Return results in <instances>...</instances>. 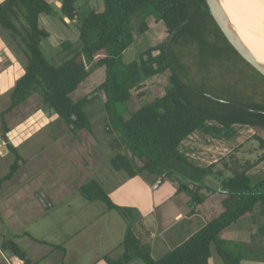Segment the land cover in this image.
Instances as JSON below:
<instances>
[{
    "label": "trees",
    "instance_id": "16d2710c",
    "mask_svg": "<svg viewBox=\"0 0 264 264\" xmlns=\"http://www.w3.org/2000/svg\"><path fill=\"white\" fill-rule=\"evenodd\" d=\"M102 1V10L79 5L78 0L0 3V27L9 32L11 39L19 31L17 23L24 24L26 33L23 40L26 62L0 118L1 140L13 156L8 173L0 179V190L26 163L17 148L8 143L6 114L36 95L41 105L60 119L71 135L77 136L82 131L91 133L92 123L85 107L90 96L101 94L108 129L114 137L110 144L113 152L110 169L128 179L144 175L167 179L175 183V194H184L189 199L192 211L203 203L209 207L199 230L155 260L151 246L142 242L130 225L138 210L114 203L99 181L84 182L79 185L78 194L87 202H99L106 210L116 212L127 225L118 246L120 253L114 258L105 255L102 261L209 264L211 249L223 264H242L247 256L262 260L249 247L220 240L219 236L245 218L254 226L256 214L264 220V179L252 184L248 177V172L264 161V139L255 133L248 140L257 142L261 152L255 161L238 157L243 147L240 145L203 168L189 162L178 149L208 122L223 131L233 126L249 127L256 132L264 130V73L228 37L213 15L211 0ZM223 8L230 18L229 10ZM257 11L264 25V0H257ZM49 18L62 23L68 19L76 24L77 41L56 33ZM135 19L141 25V35L150 33L148 20L166 37L151 44L148 36L146 50L137 59L124 63L123 55L135 41ZM44 47L60 49L64 54L62 62L48 61L42 53ZM89 66L102 69L104 80L90 96L74 100L72 95L91 76ZM157 76L165 77L166 87L152 102L141 105L142 94L134 92L143 82ZM128 104L135 110L125 117L123 110ZM207 178L211 181L205 182ZM255 230L256 237L264 232L263 227ZM254 235L250 243H255ZM52 247L64 250L61 246ZM0 251L22 264H36L12 239H2Z\"/></svg>",
    "mask_w": 264,
    "mask_h": 264
},
{
    "label": "rangeland",
    "instance_id": "374dc122",
    "mask_svg": "<svg viewBox=\"0 0 264 264\" xmlns=\"http://www.w3.org/2000/svg\"><path fill=\"white\" fill-rule=\"evenodd\" d=\"M221 3L229 10L235 29L249 26L241 0H221ZM78 4L103 9L102 0H78ZM19 20L23 22L22 17ZM48 22L64 39L77 41L76 24L69 23L68 19L62 23L49 18ZM146 23L150 26V33L141 35L140 23L137 19L133 21L135 41L123 55L124 63L137 59L146 50L149 46L148 36L151 44L165 39L166 35L160 28L148 20ZM23 26L17 23L19 31L14 39L0 27V118L9 105L10 92L26 62L23 54L26 33ZM237 32L256 58L264 62L260 51L244 40L239 29ZM42 53L48 61L56 64H60L64 57L60 49L44 47ZM89 69L91 76L72 95L74 100L90 96L104 80L102 69L90 66ZM166 85L165 77L157 76L143 82L134 95L142 94L139 103L147 104ZM134 110L128 104L123 113L127 117V113ZM85 111L92 123V131H82L77 136L71 135L63 122L41 105L36 95L5 115L4 120L10 130L8 143L17 148L26 163L0 190V242L5 238L12 239L36 264H98L105 255L116 257L121 251L118 246L122 242L126 223L116 212L106 210L103 204L85 201L77 191L79 185L94 179L103 185L117 205H138V214L130 225L142 241L151 240L152 236L154 240L157 239V246L152 248V257L157 260L202 227L203 207L192 211L189 199L184 194H175V183L167 179L156 180L144 175L131 180L123 173L113 172L109 167V158L113 155L110 144L114 137L108 129L103 96H90ZM255 133L264 139V130L256 132L249 127L233 126L223 131L221 127L208 122L185 139L178 150L200 168L227 156L240 145L243 147L238 157L255 161L261 152L257 149V142L248 141ZM1 135L0 121V179L8 173L13 162V156L7 151ZM248 177L252 184L262 181L264 161L251 169ZM206 181L211 179L207 178ZM40 192L48 200L47 208L37 197ZM235 224L232 230L234 237L242 238L250 221L245 218ZM188 230L190 234L186 233ZM230 233L224 231L219 239L228 240ZM52 246H61L64 250H53ZM211 253V264H214L217 254L213 249ZM12 260L13 257L0 251V264H14Z\"/></svg>",
    "mask_w": 264,
    "mask_h": 264
},
{
    "label": "crops",
    "instance_id": "0c3cea01",
    "mask_svg": "<svg viewBox=\"0 0 264 264\" xmlns=\"http://www.w3.org/2000/svg\"><path fill=\"white\" fill-rule=\"evenodd\" d=\"M4 1V0H3ZM2 2V1H1ZM0 2V3H1ZM132 180V179H131ZM121 206V205H120ZM126 207H133V206H126ZM198 207H203V210L201 213H202V216L206 213V211L208 210V204L207 203H203L201 206H198ZM138 210V205L136 204V207H134ZM197 208V207H196ZM196 208L194 210H196ZM256 220H255V225L253 226L252 225V222L251 220L249 219L250 221V224H248V226L246 227V230H245V234H242V238H235V232H233L232 230L234 229V227L237 225V224H234L232 225L230 228L227 229V231H231L230 235H229V239L226 240V241H231V242H238V243H241L243 244L244 246L246 247H249L251 250H253L254 254H256V257L257 258H262V260H259V259H254V258H250L249 256H247L245 259L242 260V264H244L245 262H247L248 264H251L252 262H257L258 264H264V232L261 231V234L256 237L255 232L257 228H264V220L259 217L257 214H256ZM192 220H189V222H191ZM189 224V223H188ZM250 225V226H249ZM225 230V232H227ZM190 231L188 230L186 233H189ZM190 234V233H189ZM137 235V234H136ZM254 235L256 238H255V243H250L251 242V236ZM263 235V236H262ZM138 236V235H137ZM190 236V235H189ZM153 238L150 240H147V241H142L144 243H147L151 246V248H155L158 244V241L157 239L154 240V236H152ZM54 250V249H53ZM212 250V249H211ZM215 252V251H214ZM253 257V256H252ZM255 257V256H254ZM212 258H213V255L211 253V258L209 260V264L212 263ZM14 262V264H22L20 261H18L17 259L13 258L12 260ZM219 261V262H218ZM251 262V263H249ZM98 264H105L102 260L100 262H98ZM138 264V262H137ZM214 264H223L222 260L220 259V257L217 255V261L214 263Z\"/></svg>",
    "mask_w": 264,
    "mask_h": 264
},
{
    "label": "water",
    "instance_id": "95a60500",
    "mask_svg": "<svg viewBox=\"0 0 264 264\" xmlns=\"http://www.w3.org/2000/svg\"><path fill=\"white\" fill-rule=\"evenodd\" d=\"M212 12L215 18L218 20L221 27L227 33L231 41L238 47V49L246 56V58L257 67L258 71L264 73V63L260 62L251 50L246 46L241 37L239 36L237 30L233 26L229 16L227 15L225 9L222 6L221 0H211ZM262 56V55H260ZM40 203L47 208L48 200L45 195L40 192L37 194ZM130 264H137V260L133 259Z\"/></svg>",
    "mask_w": 264,
    "mask_h": 264
},
{
    "label": "bare ground",
    "instance_id": "6f19581e",
    "mask_svg": "<svg viewBox=\"0 0 264 264\" xmlns=\"http://www.w3.org/2000/svg\"><path fill=\"white\" fill-rule=\"evenodd\" d=\"M242 5L249 26H238L237 28L243 33L244 40L255 46L264 56V25L257 11V0H244Z\"/></svg>",
    "mask_w": 264,
    "mask_h": 264
}]
</instances>
